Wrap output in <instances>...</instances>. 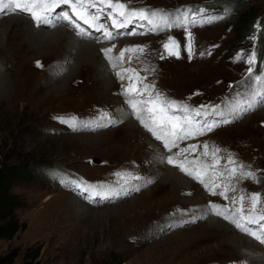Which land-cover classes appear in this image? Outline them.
<instances>
[{"label": "rangeland", "instance_id": "rangeland-1", "mask_svg": "<svg viewBox=\"0 0 264 264\" xmlns=\"http://www.w3.org/2000/svg\"><path fill=\"white\" fill-rule=\"evenodd\" d=\"M247 1L253 9L254 27L248 38L241 41L234 40V23H239L240 15L233 12L232 0H121L129 8L165 16L173 26L167 27L160 18H151V27L158 32L128 35L104 47L98 44L115 52L113 57L105 56L107 63L116 65L108 70L113 78L110 92L105 85L99 91L95 88L98 75L93 69L83 68L84 72L81 67L75 68L77 71L66 78L74 64L73 57L68 69L55 75L53 66L65 57L62 51L53 49L55 45L23 51L26 71H16L14 80L18 87L26 86L27 96L18 98L19 88L11 82L9 95L14 99L8 96L0 106V171L7 173L12 167L23 166L34 170L36 176L13 181L10 191L21 200V206L15 210L21 226L12 238L0 239V264H241L246 260L255 264L251 253L263 254L254 248L259 246L253 243L254 247L243 248L228 241L223 244L208 232L210 217H206L219 216L194 218L188 214L202 204L211 207L217 196L205 188L207 197L192 192L168 196L169 188L158 190V180L166 170L180 174L190 189L202 187L173 164L164 162L167 167L153 172L162 161L154 160L151 151L139 153L125 144L127 122L119 125L118 118L111 114L119 98L129 97L124 95L129 75L137 89L141 88L136 74L143 86L154 85V92L179 99L188 107L227 110L232 121L198 138L197 160H217L225 170L227 188L220 201L231 194L234 204L243 195V205L251 210L249 197L259 193L264 203V102L255 96L257 91L264 92V48L258 40L264 24V0ZM199 7L205 8L199 12ZM3 16L0 15L1 35L6 29L2 28L6 21ZM50 24V28L38 29L56 30ZM170 37L179 44V57L169 55L163 47ZM137 46L143 47V51H125ZM121 50L124 59L120 57ZM2 52L0 74L6 69L2 67L6 56L10 65L15 64L12 50ZM75 52L71 54L74 56ZM251 53H255V63L249 65L247 58ZM96 54L101 62L99 51ZM117 73L125 79L121 80ZM257 75L261 80H256ZM239 85L244 89L243 99H237ZM124 110L131 111L127 104ZM83 125L99 127L78 128ZM142 128L147 140L158 145L167 160L160 144ZM204 145L208 146L207 155ZM230 159L235 163H229ZM233 167L237 168L234 176L230 174ZM249 171L255 173V179L241 175ZM152 174L156 175L155 181L145 183L135 192L126 187L117 189L137 180L135 175ZM103 189L106 190L100 192ZM103 195L116 200L100 202ZM171 211L176 213L170 214ZM152 229L157 235L148 236Z\"/></svg>", "mask_w": 264, "mask_h": 264}, {"label": "bare ground", "instance_id": "bare-ground-1", "mask_svg": "<svg viewBox=\"0 0 264 264\" xmlns=\"http://www.w3.org/2000/svg\"><path fill=\"white\" fill-rule=\"evenodd\" d=\"M0 12H3L2 14H4L2 20L3 21L6 20V21L3 22L6 26L2 25V28L6 27L5 32L3 33V35H1L2 33L0 34V45H1L0 46V52L4 51V53H8L9 50H12V52L14 53L13 59L15 60V64L14 65H10L8 63V60H7L8 56H6L5 57V61L2 62V67L3 68L6 67V69H5L4 72H2V74H0V106L2 105L3 102H5L7 97L10 96L9 94H10L11 82L13 84H15L16 89L19 88L17 90L18 91V93H17V97L18 98L23 99V98H25L24 96H27V94L25 93L26 86L22 87L19 84V87H18V84L15 82V80H16L15 79V75H16L15 73H17L16 71L20 70L21 73H23V71H26V68L23 66V62H24V58L25 57L23 56L24 54L22 55V53L27 48L30 49L29 50V52H30V51H33L32 49H36V48L40 49V48H43L44 46L53 47V45H55L58 48L54 47L53 49H56L58 52L62 51L63 54H65L64 55L65 56L64 60L62 59L59 64H57L56 66H53V69H55V71L53 70L55 72V75H57L60 72H63L64 70L68 69V67L70 66L69 62L72 61L71 57H73L75 65L72 63V66L74 65V68L71 66V69L65 75L66 78H70L72 76L73 71H77V70H75V68L81 67L82 69L83 68L84 69H88V70H92L93 69L95 71V73H97V75H98L97 76L98 78H96V81L93 84L94 86H96L95 88H97L98 91H99V90H102L100 87L105 85L104 88L107 91H109V92L111 91L112 85H113L112 84L113 83V78H111V76L109 77L110 73H109L108 70L109 69L111 70L112 66L105 61L106 57H105V54L102 51V49H103L102 47H104V46L100 47L98 45V43L91 41L92 39L91 40L89 39L91 42H88L89 40H87L85 38L77 39L76 38V34L74 33V31L73 30L71 31L69 29V26L65 25V23H63V21H61L59 19L54 20V22L52 23V27H56V30H54L52 32H50V31H47V32H43L42 31L41 32V30H39L38 27L42 26L41 28H50L51 24L50 23H40V24H38V23L35 22V20H33L31 18L28 19L27 15L26 16L22 15L20 13L21 11H19V10L9 11L8 9H4L3 11H0ZM8 12H9V15L5 16V13L7 14ZM36 24H38L37 27L35 26ZM58 25L65 26L67 28V29L66 28L65 29L68 30L69 32L64 30L63 28L62 29L58 28V27H60ZM2 28H1V31H2ZM35 38H36V40H35ZM38 39H40L41 40L40 42H42V43H37ZM83 39H85V40H83ZM79 41H82V42H79ZM83 41H86V42H83ZM64 43H65V45H63ZM8 47H9V49H8ZM4 49H7V50H4ZM71 51H76L74 56L71 54ZM98 51L101 54V60H102L101 62H100V60H99V58H98V56L96 54ZM117 51H118V49H117ZM66 56H68V59L66 58ZM111 56L113 57V54L110 55V57ZM28 58H30V57H28ZM63 61L66 62L65 65L62 64ZM77 64H80V65L77 66ZM27 68H29V67H27ZM84 72H85V70H84ZM142 73H144V72H142ZM114 77H115V75H114ZM88 80H89V78H88ZM9 81H10V83H9ZM84 85H85V83H84ZM106 86H107V88H106ZM236 87L238 89L237 90L238 96L236 95L237 99H241V98L243 99V95H244L243 91H244V89L242 88L241 85L236 86ZM100 93H101V91H100ZM11 96H10L11 99H14V96L13 95H11ZM126 104H127V99H123V98L120 99L119 98V103L117 104V106L114 109H112L113 112L111 113V114H113L114 116H116L118 118L119 125H122V124L127 122V129L129 130V133L127 132V136L124 139L125 140V144L128 143L129 147H134V150L139 152V153L143 152V154H145V152L147 153V152L151 151L152 155L155 157L154 160H157L159 162L162 161V163L158 164L156 167L153 168V172H158L159 173V171L161 169H163L164 167H167L166 165H163V163L164 162H166L167 164H169V163L165 160V158H163L162 153H161L162 150L159 149V146L158 145L155 146L149 140H147L148 139L147 134L143 130V128H142L143 125L140 123V121L137 119V117L134 116L131 111L124 110V108L126 109ZM130 110H132V109L130 108ZM239 115H242V111H240ZM96 127H99V125L98 126L95 125V126H91V127L90 126H84V125L83 126H78L79 129H84V130H86V129L87 130H92V129L96 128ZM134 134H137V135H134ZM152 147L154 149L156 147V151L153 150ZM148 154H150V153H148ZM211 155H212V153H211ZM154 174H156V173H154ZM135 176L139 177V179L132 180V178H131L132 181H130V183L122 184V186H120L117 189H120L122 187H126L128 190H132L133 192H135L136 189H138V188L140 189L145 183L150 182V181L154 182L155 178H156L155 177L156 175H153V174L151 176H147V175H135ZM150 178H151V180H150ZM158 186H159L158 190H161L162 192L169 188L171 193L168 194V196L177 195L178 193H179V196H185V195L190 194V192H192L193 194L194 193L203 194L204 196H206L208 194V193H206L204 191L203 188H200L199 189L200 191L198 189L196 190L195 188L194 189H192V188L190 189V187L188 186L187 182L182 178V176H180V174H174L170 170H166V172L159 178ZM113 189H115V188H113ZM105 190L106 189H103L100 192H103ZM101 197H103V196H101ZM86 198H87V196H86ZM109 200L111 201V200H116V199H114V198L111 199L110 198ZM101 201H103V200L100 199V202ZM165 203H166V201H165ZM201 207L195 208V209H191L188 212V214L194 215V218H195V216L196 217H203V215L215 214V212H216V209H211V207L208 206L207 204H202ZM169 213L173 214V213H176V212L171 211ZM180 217H183V216H180ZM209 217H210V220L208 221L207 230L214 238L218 239V241L221 240L223 242V244L226 241H228L230 243V245H232V246L233 245L234 246L235 245L236 246L242 245L243 248L254 247L253 243L255 244V242L250 237H248L247 235H245L241 231L237 230L228 221H226V220H224L222 218H219L220 216L219 217L208 216L206 218H209ZM174 225L175 224H173L171 226H167V230L170 229L171 227H173ZM156 226L153 225V228L156 227ZM151 231H153V229ZM151 231H149L150 235H148V236L157 235V234H155L154 231L153 232H151ZM254 248H255L256 251L259 250L260 251L259 253H263V254H258V252H257L258 255H255V252H252L251 256L253 257V261H254V262L253 261L252 262L255 263V264H264V248L261 247V246L260 247H254ZM238 250H240V249H238ZM245 254H246V252L244 253V255ZM241 264H250V263H249V260L248 261L246 260L244 262H241Z\"/></svg>", "mask_w": 264, "mask_h": 264}, {"label": "snow or ice", "instance_id": "snow-or-ice-1", "mask_svg": "<svg viewBox=\"0 0 264 264\" xmlns=\"http://www.w3.org/2000/svg\"><path fill=\"white\" fill-rule=\"evenodd\" d=\"M97 3L106 6L113 10L110 15L112 26L117 29H122L128 24L132 23L134 18L139 20H146L149 23H152L150 18V13L144 9H129L128 5L121 0H0V11L8 9L9 11L19 10L21 12L29 14L38 24L40 23H51L53 16L52 14L56 12V9L61 8L62 6H67L71 12L80 20L84 21L85 24H88L90 27H95L98 31L103 30L104 36L111 40L113 39V33L104 28L103 24H99L98 21L100 16L90 14L88 8H96ZM103 12L102 8H97V13ZM151 15H156L152 13ZM117 16L121 19H117ZM167 27H172L173 25L168 22L165 16L159 17ZM56 19L69 20L75 25V21L72 19V16L69 15L67 11L63 13H57ZM179 23V18H177ZM79 27V25H75ZM133 34V33H130ZM191 37V33H189ZM170 45L172 47H170ZM164 49L168 52L169 55L179 57V44L177 41L170 37L167 43L163 45ZM173 48L177 50H173ZM143 51V47L137 46L133 49H125V51ZM105 55L112 51L111 48L103 49ZM188 51L191 55V44L188 45ZM124 52L120 53L121 59H123ZM163 58V57H162ZM240 59V57H237ZM247 63L252 65L255 63V53H251L247 58ZM113 68L116 67L115 64L112 65ZM124 71L129 73H134L135 70L125 69ZM249 73L251 74V68H249ZM121 80H124L125 77L121 73H117ZM136 82L139 83L141 78L136 74ZM256 80H261L259 75L256 76ZM129 84L124 90V94L132 96H142L145 92L148 93L147 99H134L129 98L127 104L131 106L134 110V114L140 123L151 132L157 140H160L163 143V146L169 150L172 147H176L179 141L188 139L194 135H202L205 131H211L214 127L213 123H205L201 126L200 123H196L193 120V112L196 116H200L202 113L199 110H190L186 105H180L176 101H169L167 98L162 96L159 92H154V85H144L142 88L137 89L136 84L132 83V76H129ZM255 96L260 97L259 102H264V92L257 91ZM140 105H146L147 107L140 108ZM251 106V105H249ZM203 107V106H201ZM179 110L184 113L183 117L176 115V111ZM141 112H147L149 115L147 118L140 115ZM223 123H228L227 119L222 121ZM196 146L193 145L194 149ZM205 155H207L208 146L204 145ZM189 149H181V152H187ZM216 151H219L218 149ZM167 162L174 164V160L171 156L167 157ZM218 162V161H217ZM229 163H235L233 160H229ZM175 166L179 167L187 175L192 176L194 179L199 180L201 183H204L202 176L199 172H193L185 167L184 162H180ZM243 167V166H241ZM237 168L233 167L230 169V174L235 175ZM242 176L247 178L255 179V173L253 172H242ZM137 179H139L137 177ZM207 187V185H205ZM138 190V189H137ZM215 195V191L213 190ZM223 195V193H221ZM251 200V211L252 215L245 216L243 209L244 196L239 197L240 207L235 209L231 214H228V209L224 211L216 210L215 214L217 216H222L226 221L231 222L235 225L236 228L241 231L253 236L257 241L264 244V215H255L257 211V206L260 203V194L252 193L250 195ZM236 201H234L235 203ZM213 209H217L216 205L211 206ZM251 225H257L256 228L251 227Z\"/></svg>", "mask_w": 264, "mask_h": 264}, {"label": "trees", "instance_id": "trees-1", "mask_svg": "<svg viewBox=\"0 0 264 264\" xmlns=\"http://www.w3.org/2000/svg\"><path fill=\"white\" fill-rule=\"evenodd\" d=\"M233 12L240 15L239 23L235 24L236 36L234 40H245L254 27L253 9L247 0H232ZM258 40L264 48V24L258 33ZM34 170L26 169L23 166L12 167L7 173L0 171V239L12 238L19 230L20 223L16 216V208L21 206L18 195L11 193L13 181L16 178L35 177Z\"/></svg>", "mask_w": 264, "mask_h": 264}]
</instances>
